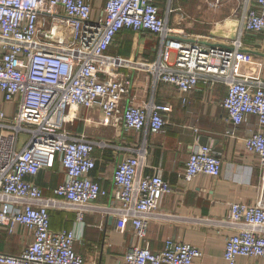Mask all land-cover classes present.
I'll return each instance as SVG.
<instances>
[{"label": "built area", "instance_id": "obj_1", "mask_svg": "<svg viewBox=\"0 0 264 264\" xmlns=\"http://www.w3.org/2000/svg\"><path fill=\"white\" fill-rule=\"evenodd\" d=\"M172 1L103 0L94 17L88 0H0V225L8 232L21 225L32 234L19 254L0 253V264H85L74 250L76 228L84 212L108 193L91 176L94 149L105 144L70 132L66 121L82 109L97 108L100 124L134 132L163 129L168 106L123 103L132 79L119 66L128 64L106 54L122 29L159 39L158 58L138 63L154 82L173 85L182 102L199 83L227 86L221 102L230 125L225 134L236 136V129L254 117L257 129L243 145L264 172V80L235 74L242 34L264 31V0H227L241 10L233 13L238 36L231 48L206 45L202 34L177 26L185 18ZM220 1L212 0L210 7H220ZM4 104L11 106L9 113ZM143 151L124 156L111 175L112 207L130 218L139 242L118 264H192L202 250L190 243L166 238L161 250L148 247L147 218L172 188L159 172L139 173ZM56 157L64 179L53 195L44 196L28 176ZM221 167L210 146H199L188 154L184 177H217ZM61 207L74 210L76 227L50 228L49 210ZM225 222L234 231L225 237L223 259L233 264L237 256H249L264 264V195L255 204L231 202Z\"/></svg>", "mask_w": 264, "mask_h": 264}, {"label": "crops", "instance_id": "obj_2", "mask_svg": "<svg viewBox=\"0 0 264 264\" xmlns=\"http://www.w3.org/2000/svg\"><path fill=\"white\" fill-rule=\"evenodd\" d=\"M88 1L93 7L94 17L97 16L103 0ZM218 8L212 7V10ZM209 23L210 27L199 33L204 36L202 41L226 45L232 42L227 36L236 32V20L221 19L217 13ZM210 32H218L219 36H212ZM239 40L242 48L264 53V31L243 33ZM158 50L159 39L155 35L122 29L115 35L106 54L128 62V66H119V70L132 79L124 104L152 101L169 107L163 113L165 124L161 131L151 132L147 128L139 132L124 131L120 125L100 124L101 112L97 108L82 109L77 116L65 122V128L70 132L85 134L105 144L94 149L96 161L91 176L108 193L96 200L95 207L84 212L83 222L76 228L74 250L83 257L85 264H118L126 251L139 243L130 218L121 216L112 207L111 175L121 157L134 156L140 149L144 154L140 159L139 173L159 172L172 188L147 218L146 240L151 251L161 250L164 240L172 238L202 250V257L192 264H229L222 257V250L225 237L234 231L225 222L230 203L255 204L264 195V172L259 168L257 157L246 152L243 145V139L257 129L256 119L250 117L246 124L236 129V136L226 135L230 125L225 120L221 102L227 86L199 83L182 102L173 85L154 82L149 72L136 66L138 62L155 61ZM235 74L264 80V56L238 53ZM3 107L10 112V105L4 104ZM87 117L93 120H86ZM201 136L208 138L207 146L221 159L220 174L217 177L198 175L186 179L185 161L192 150L202 146L199 144ZM28 179L37 184L44 196H51L53 189L64 179L63 167L56 157L51 165L33 177L28 176ZM49 214L53 230L76 227L72 208H51ZM31 240V232L21 225H16L11 232L0 225V253L19 254ZM233 264L262 263L253 257L237 256Z\"/></svg>", "mask_w": 264, "mask_h": 264}, {"label": "rangeland", "instance_id": "obj_3", "mask_svg": "<svg viewBox=\"0 0 264 264\" xmlns=\"http://www.w3.org/2000/svg\"><path fill=\"white\" fill-rule=\"evenodd\" d=\"M210 3H212V0H173L172 6L180 7L181 10L179 13H183L182 16L185 19H183L179 25L172 21L170 25L183 27L189 32L204 33V31L210 27L209 22L214 20V17H217V13L221 19H233L234 21L237 19V16L233 13L237 12V15L241 13V10L236 8V3L234 2L221 0V6L219 8L222 11H220L219 8L215 9L216 11L212 10ZM20 138L23 139L24 135H21Z\"/></svg>", "mask_w": 264, "mask_h": 264}, {"label": "water", "instance_id": "obj_4", "mask_svg": "<svg viewBox=\"0 0 264 264\" xmlns=\"http://www.w3.org/2000/svg\"><path fill=\"white\" fill-rule=\"evenodd\" d=\"M227 21V20H226ZM237 28V27H236ZM222 33V31H221ZM210 35L212 36H219L218 32H210ZM238 34L236 32L233 31V33H231V35L227 36L229 40L233 41L237 39ZM240 38V37H239ZM202 43H205L204 41H202ZM209 42H206L205 44H208ZM208 45H219L221 47H227V48H231V46L220 43V44H208ZM238 53H250V54H256V55H260V56H264L263 52L257 51V50H253L250 48H238ZM199 144L202 146H207L208 145V138H205L204 136H201L199 138ZM122 159V157L120 158V160Z\"/></svg>", "mask_w": 264, "mask_h": 264}, {"label": "bare ground", "instance_id": "obj_5", "mask_svg": "<svg viewBox=\"0 0 264 264\" xmlns=\"http://www.w3.org/2000/svg\"><path fill=\"white\" fill-rule=\"evenodd\" d=\"M127 62V61H126ZM127 64H128V62H127ZM130 64H132V62H130ZM139 65V67H141V66H143V65H141L140 63H137L136 64V66H138Z\"/></svg>", "mask_w": 264, "mask_h": 264}]
</instances>
